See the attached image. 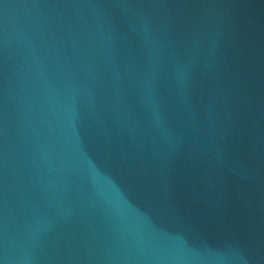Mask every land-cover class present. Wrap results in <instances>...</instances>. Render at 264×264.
<instances>
[{
    "label": "water",
    "instance_id": "water-1",
    "mask_svg": "<svg viewBox=\"0 0 264 264\" xmlns=\"http://www.w3.org/2000/svg\"><path fill=\"white\" fill-rule=\"evenodd\" d=\"M0 264H264V0H0Z\"/></svg>",
    "mask_w": 264,
    "mask_h": 264
}]
</instances>
